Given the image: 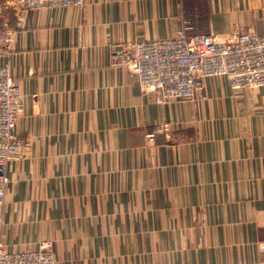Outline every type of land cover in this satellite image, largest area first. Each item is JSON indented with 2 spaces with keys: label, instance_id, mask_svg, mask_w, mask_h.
Listing matches in <instances>:
<instances>
[{
  "label": "crops",
  "instance_id": "crops-1",
  "mask_svg": "<svg viewBox=\"0 0 264 264\" xmlns=\"http://www.w3.org/2000/svg\"><path fill=\"white\" fill-rule=\"evenodd\" d=\"M234 29L264 34V0L29 13L0 0L25 99L16 132L31 140L4 167L6 248L50 239L56 264H264V86L210 76L191 100L160 104L112 59L128 41Z\"/></svg>",
  "mask_w": 264,
  "mask_h": 264
},
{
  "label": "built area",
  "instance_id": "built-area-1",
  "mask_svg": "<svg viewBox=\"0 0 264 264\" xmlns=\"http://www.w3.org/2000/svg\"><path fill=\"white\" fill-rule=\"evenodd\" d=\"M85 0H15L16 9L29 13L44 8L83 7ZM0 264H56L53 241L41 239L31 249L10 251L2 242L1 213L5 165L19 159L31 140L16 132L17 119L25 107L24 95L11 74L7 47L13 41L0 32ZM112 59L134 74L141 87L153 91L160 104L188 101L202 79L222 76L233 89L264 86V34L234 29L225 38L209 31L152 40L128 41L112 49ZM166 126H164L165 128ZM154 141L152 134L148 135ZM264 250V240L259 242Z\"/></svg>",
  "mask_w": 264,
  "mask_h": 264
}]
</instances>
